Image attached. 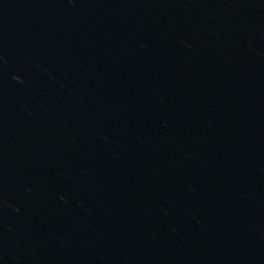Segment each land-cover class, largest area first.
<instances>
[{"label":"water","instance_id":"1","mask_svg":"<svg viewBox=\"0 0 264 264\" xmlns=\"http://www.w3.org/2000/svg\"><path fill=\"white\" fill-rule=\"evenodd\" d=\"M0 264H264V0H0Z\"/></svg>","mask_w":264,"mask_h":264}]
</instances>
